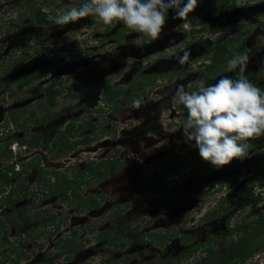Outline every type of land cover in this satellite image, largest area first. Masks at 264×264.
Wrapping results in <instances>:
<instances>
[{"label": "rangeland", "instance_id": "obj_1", "mask_svg": "<svg viewBox=\"0 0 264 264\" xmlns=\"http://www.w3.org/2000/svg\"><path fill=\"white\" fill-rule=\"evenodd\" d=\"M78 2L0 0V13L7 5L14 9L11 14L15 17L0 28V159L6 164L23 161L28 174L22 176L23 181L11 179L13 185L9 188L13 187L12 192H21L17 190L20 181L24 187L29 185L35 192L30 195L33 203L28 206V211L31 213L32 208L41 212L46 210L44 216L33 219L28 227L22 228L13 227L11 223L19 213H23V208L12 213L0 206V261H4L3 264H196L206 259V249L210 246L217 249V254L222 253L230 241L242 235L241 232L228 234L225 224L228 213L231 214V227L242 221L250 210L251 221L264 215V181L249 180L257 177H248L245 173L247 164L244 163L239 170L240 179L247 188L253 183V190H261L263 199L254 209L241 207V192L237 202H224L222 197L233 188L223 182L219 173H206L203 178L197 176L189 181L182 179L184 168L198 158V153L197 157L191 156L194 149L183 143L180 131L173 136V133H165L163 129H171L174 127L172 122L181 118L182 113L176 117L170 115L171 108L178 107L172 96L178 81L184 77L193 79L187 83L192 89L204 82L199 73L204 68L201 62H208L206 59L209 60L211 48L205 47L203 41L213 45L217 32L210 30L211 27L216 25L227 29L230 24L228 16L236 14L249 20L243 26L250 29L249 35L244 38L246 40H243L244 47L251 53L245 74L256 84L264 82V62L253 60L257 59L258 50L247 42L251 39L254 40L251 45H256L264 40V27L259 28L256 21L260 13L256 15L253 12L254 7L248 0H240L239 8L230 12L223 11L217 1L212 0L208 3L206 16H212L210 20L213 22H201L204 32L192 33L197 25L192 29L188 16L183 20L169 19L166 25L179 23L178 30H189L186 40L190 39L193 43L186 49L194 52L189 70L170 58V51L179 53L178 49L183 48L186 40L179 43L178 39L169 35L168 29L157 41L145 44L142 37L129 33L121 24L106 27L95 24L88 17L62 29L53 22L40 24L33 21L39 7H45L51 19L57 8ZM102 27L103 31L100 30ZM190 27L192 30L188 29ZM119 32L126 36L124 47L120 50L117 42ZM253 32L255 37H252ZM25 35L29 36V41H25ZM199 39L201 43H198ZM123 60L132 63L125 64ZM44 66L49 69L48 72L18 89L22 75ZM179 70L183 72L180 74ZM252 73L257 75L254 77ZM217 77L215 75L210 83H214ZM54 80L65 89L58 97L57 106L50 107L43 91L44 85ZM101 80H110L114 87L125 89L119 101L122 105L120 110H116V103L109 104L106 99H100L103 96L99 84ZM163 81L166 83L158 84ZM141 82L146 84L143 90H139ZM134 99L141 101L139 109L131 108ZM169 104L171 106L167 107ZM159 106L165 107L162 113H157ZM38 120H45L44 125ZM71 120L84 122L83 132L94 133V147L76 148L61 156L66 158L59 160L61 164H58L55 163L58 159H51L55 158L53 153L44 147L45 138L47 135L55 137L58 130ZM121 125L125 126L123 130H120ZM6 126L10 132L4 130ZM149 130L155 131L159 138L146 136ZM23 137L30 147L20 143ZM263 140L254 142L261 144ZM143 147L152 151L142 152ZM129 152L134 155L129 157ZM112 158L117 161L114 167L105 164L103 169L107 170L103 175L95 179L91 177L84 188L69 200L47 193L48 188L43 183L48 184L45 178L58 176L55 171L67 167L71 172L77 171L78 162L86 167L94 161L96 168L102 161H111ZM260 160L252 163L260 162L258 167L262 168L264 159ZM15 166L19 169L18 165ZM167 168H173L177 173L176 183L164 188L162 184L156 186L150 173L156 169L164 172ZM168 188L173 190L171 194H168ZM237 188L240 190L242 187ZM182 195L200 202L192 204L196 207L189 213L190 219H186L187 216L183 218L186 204L178 198ZM92 196L99 197V206L91 210L86 199ZM22 198V203L19 200L16 202L24 206L27 202ZM151 198H157L159 205L155 211L148 212L145 208L153 209L155 205H142V202H149ZM172 202L179 205L175 206ZM213 209L218 212L211 213L204 220L206 211ZM54 216H57L55 222ZM39 222H42L41 225ZM57 222L58 227L55 225ZM206 224L209 225L207 228ZM155 233L168 234H165L167 238L163 244V239L151 235ZM71 235H74L73 239H70ZM108 237L119 243L124 241L125 245L110 244ZM197 242H201L202 247L190 252L189 248ZM16 257L20 258L18 262L14 261ZM234 264H264V247L246 261Z\"/></svg>", "mask_w": 264, "mask_h": 264}, {"label": "clouds", "instance_id": "obj_2", "mask_svg": "<svg viewBox=\"0 0 264 264\" xmlns=\"http://www.w3.org/2000/svg\"><path fill=\"white\" fill-rule=\"evenodd\" d=\"M239 3L240 0H237L238 5ZM197 5L198 0H79L78 3L57 8L51 19L61 29L85 17L106 27L121 24L129 33L137 34L144 39L145 44H150L162 37L169 19L183 20ZM42 10L48 16L51 15L45 7ZM11 12V7L6 5L0 13V28L15 18ZM7 15L12 16L8 21L5 19ZM256 21L264 27V19L260 14ZM100 30L103 31L104 28ZM190 55V49L169 53L170 58L180 66L189 61ZM248 61L247 54L237 52L225 61L221 74H218L214 83L201 82L195 89L190 85L187 88L177 85L172 92L174 104L182 106L184 111L181 118L172 122L174 127H165L163 131H180L183 143L195 148L200 159L214 169L229 165L234 159L243 160L249 155L250 143L264 138V89L258 87L245 74ZM161 83L166 81L158 82ZM101 97L100 99H105L104 95ZM141 106L139 99L132 100V109H139ZM124 128L121 125L120 130ZM145 135L156 140L159 138L152 130ZM141 151L152 150L143 147ZM133 155L128 153L129 157ZM62 158L66 157L57 159ZM21 163L22 161L15 162L19 166L17 170H21ZM68 171L72 170L67 167L55 173L60 177V174ZM58 176L47 178V193L50 194L49 183L56 182Z\"/></svg>", "mask_w": 264, "mask_h": 264}, {"label": "trees", "instance_id": "obj_3", "mask_svg": "<svg viewBox=\"0 0 264 264\" xmlns=\"http://www.w3.org/2000/svg\"><path fill=\"white\" fill-rule=\"evenodd\" d=\"M217 1V0H214ZM229 0H224L221 2V5H224ZM14 9L11 7V11ZM206 8H199L190 15V20L193 24H196L198 20L201 18ZM33 21H37L40 24H48L51 23L52 20L49 18L48 14L42 10V7L37 9L35 17ZM44 26V25H43ZM119 38V36H118ZM24 39H29L28 35L24 36ZM210 48L215 50V54L213 56V62L207 65V79H212L213 76L224 67L225 61L230 58L232 55L228 52V44H218L214 47L210 46ZM49 69L47 67H36L34 71L30 74L22 75L20 78V83L18 84V89H21L25 85L33 82L41 78L44 73L48 72ZM202 75L204 71H201ZM57 80L51 81L50 83L45 85V89L43 91V95L46 97L47 102L50 107H55L58 104V97L63 94L65 89L64 86H59ZM100 88L103 91V95L109 104L116 103V110H120L122 105L119 103L121 95L125 92V89L122 87H114L110 80L99 81ZM139 86V90H143L146 84L145 82H141ZM138 91V90H137ZM13 93V91H12ZM137 93V92H136ZM141 94L139 95V97ZM98 101V99H96ZM182 108V106H181ZM34 114V112H33ZM39 124L44 125L45 120H38ZM22 125V124H21ZM85 123L84 122H74L70 121L63 129H59L58 133L55 137L46 136L44 147H47V150L52 152L55 158H59L61 156H65L69 154L71 151L76 150L81 145H88L92 139H95V135L92 137L91 133L83 132ZM94 134V133H93ZM22 143L24 141L22 140ZM253 145H249V150H254ZM11 152V151H10ZM12 153V152H11ZM13 154V153H12ZM117 161L113 158L111 161L104 160L98 164L95 168L94 161L91 162L88 166L84 167V165L78 162L79 169L77 171L73 170V172L63 173L58 176L57 181L53 183H49L51 186L50 192L53 194H60L63 200H69L72 196H75L79 193V191L84 188V185L87 183V180L98 178L103 175V172L107 169H103L105 164L114 167ZM117 164V163H116ZM16 164H6L2 159H0V194L5 192L4 182L8 179L13 178L16 174L22 173L20 170L16 169ZM21 165H23L21 163ZM84 167V168H83ZM204 164L202 162H197L196 164L188 165L184 168L182 174L189 173L190 175L197 174V170L203 168ZM254 166H251L246 169V172L251 171ZM24 171V166L22 167ZM260 171V170H258ZM25 172V171H24ZM175 171L173 168H167L164 172L159 170H154L150 173L151 178L155 185L162 184L163 188L168 187L175 180ZM241 175V174H240ZM240 175H236L234 180H231L230 183L233 186H237L240 183H243V180H240ZM147 185L146 183L144 184ZM254 187V184L245 188V197H244V206L249 203L254 202L255 204L259 203L262 200L261 195H254L251 193V189ZM155 188V187H154ZM162 188V189H163ZM102 196V195H101ZM12 196H7L5 203L7 205L12 204ZM88 207H97L99 205V197L92 196L86 199ZM3 205V204H2ZM229 219L227 223L229 224ZM241 232L242 235L236 240L230 241L225 250L217 254V249L213 247H208L206 252L208 256L204 261L197 262L196 264H234L238 261H246L251 256H253L257 251H260L264 247V215H260L258 219L255 221L247 222L244 224H237V226L230 230L231 234ZM114 233V232H113ZM112 233V234H113ZM166 234V233H165ZM155 233L151 234L157 238H161L162 244L166 240L168 234ZM118 236V235H117ZM74 235L70 236V239H73ZM116 239L113 237H108V242L110 244H120L125 245V242H116ZM210 241V240H209ZM202 247L201 242L195 243L193 246L189 248L190 252H196L199 248ZM20 258H14V261L18 262ZM4 261H0V264H3ZM189 264V263H186Z\"/></svg>", "mask_w": 264, "mask_h": 264}, {"label": "flooded vegetation", "instance_id": "obj_4", "mask_svg": "<svg viewBox=\"0 0 264 264\" xmlns=\"http://www.w3.org/2000/svg\"><path fill=\"white\" fill-rule=\"evenodd\" d=\"M201 1H204V0H198V3H201ZM212 0H210V2L209 1H206L205 0V2L204 3H201V4H198L197 5V7H196V9L195 10H197V9H199V8H206V10H205V12L203 13V15L201 16V18L198 20V22H199V24H193L192 23V21L190 20V15H192L193 14V12L195 11H193V12H191L189 15H188V17H189V23L192 25L191 27H192V29H193V27H195L196 25H197V28H194L193 30L191 29V27L190 28H188V29H191L192 30V33H195V32H204L205 31V27L203 26V24L201 23V22H204V21H206V20H209V21H211V22H213L212 20H210V18L212 17V16H206V13H207V11H208V6H209V4L208 3H212L211 2ZM214 1V0H213ZM222 1H224V0H217V4H218V6H219V8L220 9H222L223 11H225V12H230V11H232V10H236V9H238L239 8V6H240V3H239V5L237 4V0H229L227 3H225L224 5H221V2ZM243 1V0H242ZM245 3V2H244ZM248 3L249 4H251V6H253L254 7V9H253V12H256V15L258 14V13H260V16H261V18L262 19H264V0H248ZM228 19H229V22H230V24H228L227 25V29L224 27V26H216L215 25V27H211V29L210 30H212L213 32H217V35H216V38H215V42H214V44L213 45H211V44H209V45H207L206 44V41L204 40L203 41V43H204V45H205V47H207V48H209V46H212V47H214V46H216V45H218V44H228V54L230 53L231 55H233L235 52H234V50H238L239 51V53H245V54H247L248 56L251 54L250 53V50L248 49V48H245L244 47V43H243V40H246V39H244L245 37H247L248 35H249V33H250V29H245V28H243V26L245 25V23H246V21H249V20H246V19H242L241 17H239L238 15H231V16H228ZM217 21H218V19H217ZM235 21H239V22H237L236 24H234V22ZM178 24L179 23H175V25H172L171 26V24L169 23L168 25H166V27H165V29L167 30L168 29V31L170 32L169 33V35H171V37H173L175 40H177L178 39V42L179 43H181V42H184L185 40H186V35H188V33H189V30H187V31H181V30H178L179 29V26H178ZM176 27V28H175ZM261 26H259V28H260ZM174 29V30H170V29ZM243 28V29H242ZM258 28V27H257ZM190 30V31H191ZM231 30H233V31H231ZM257 32H258V29L256 30ZM263 31H264V29H263ZM229 34V35H228ZM124 34H123V32H119V40H117V42H118V47H119V50H120V48H122V47H124V44H123V40H124ZM180 36H182V37H180ZM228 36V37H227ZM126 37V36H125ZM252 37H255L254 36V32H253V36ZM103 38V37H102ZM180 38V39H179ZM30 40V38L29 39H27V40H25V41H29ZM190 39H187L186 41H185V45L183 46V48H179L178 49V52H182L183 50H185L186 48H189L188 46H190V45H192V43H193V41H190ZM254 41V40H253ZM253 41H251V39L248 41L247 40V42L249 43L248 45H250V47H252V48H254V50H258V56L256 57L257 59H253V60H256V61H258V60H261L262 62H264V40H261L260 41V43L259 44H256V45H251V43L250 42H253ZM201 43L202 42V40L201 39H199L198 40V43ZM168 46H171V45H168ZM249 47V48H250ZM210 52H211V54L209 55V60L208 59H206L208 62H206V63H204V62H201L202 63V65L204 66V68L202 69V70H200V74H201V76L204 78V82L205 83H210L213 79H214V77H215V75H218V74H221V70L222 69H220L214 76H213V78L212 79H207V74L208 73H206V69H207V65L208 64H211L212 62H213V56H214V54H215V50L213 49H210ZM194 52H192L191 51V55H190V58H189V61L184 65V66H186L187 67V69H189L190 70V68H191V65H190V63H191V60H192V57L194 56V54H193ZM256 56V55H255ZM123 62H124V60H123ZM125 64H131L132 62H130V60H127V61H125L124 62ZM44 67H46V66H44ZM36 68H34L33 70H35ZM201 71H204V74L202 75V73H201ZM250 71H252V70H250ZM179 72H180V74L183 72V71H180L179 70ZM262 72L264 73V68H262ZM188 73H189V75H190V71H188ZM232 75H235V74H232ZM252 75L255 77L257 74H253L252 73ZM193 79H190V78H188V77H184L183 79H181V80H179L178 81V83L176 84V86L177 85H184L186 88L188 87L187 86V83H189V82H191ZM252 81H254V79L252 80ZM255 81H256V79H255ZM46 82H44L43 83V85L45 84ZM253 83H255L256 84V82H253ZM258 87H260L261 89H264V82L263 83H260V84H256ZM45 86V85H44ZM175 89V88H174ZM169 106H171V104H169L167 107H169ZM160 107V109L159 110H157V113H162L163 111V109L165 108H162L161 106H159ZM162 108V109H161ZM173 111L171 112V116L172 117H176V115H180V113H183V108H181V106H179L178 105V107L177 106H174L173 108H171ZM162 111V112H161ZM156 113V112H155ZM156 113V114H157ZM161 115V114H160ZM8 126L10 127V125L8 124ZM4 128V130H6L7 132L9 131L10 132V129L6 126V128L5 127H3ZM174 135L173 136H175V132L173 133ZM91 135H92V137L94 136V134H93V132H91ZM25 137V136H24ZM24 137L23 138H20L21 139V143H22V140L24 139ZM171 137H172V135H171ZM94 140L95 139H92L90 142H89V144L88 145H81L80 147H86V148H89V147H94L93 146V144H94ZM24 141V143H22L23 145H27L26 147H30V145L27 143V142H25V140H23ZM173 143H178V142H175L174 140H171ZM255 140H253L251 143H250V145H253V146H255L254 147V150H249V155L246 157V158H244L243 160H240V159H234L229 165H225V166H223L222 168H220V169H214V168H212L209 164H207L206 162H204V161H202L201 159H200V157L198 156V158L197 159H195V161H193V163H191L190 165H192V164H196L197 162H202L203 164H204V167L203 168H200V169H198L197 170V174H195V175H190L189 173H187V174H181V177H183L182 179L183 180H185L186 178H187V181H189L190 179L191 180H193L194 178H196L197 176L199 177H202L203 178V176L206 174V173H213V172H216V173H219V175L221 176H219L221 179H223V182L224 183H228V185L230 186V187H232L233 188V190H231V191H229L227 194H224V196L222 197V199L224 200V202H230V203H235V202H237V197H238V195H239V193L241 192V197L239 198L240 200V202H241V207L243 208V207H248V206H250V208L251 209H254V207L255 206H257L258 205V203L257 204H255L254 202H252V203H249L248 205H246V206H244V197H245V185H244V182L243 183H241V184H239V185H237V186H240V187H242L240 190L237 188V186H233L231 183H230V181L231 180H234V178H235V176L236 175H240V171L239 170H241L240 169V167H242L243 166V164L244 163H246L247 165H246V168L245 169H247V168H249V167H251V166H254L252 169H251V171H249V172H245L247 175H248V177H251V176H255V177H257V178H254V177H251L249 180H251L252 181V179H256L255 181H264V166L262 167V168H259L258 166L259 165H261L260 164V162H258V163H256V164H254V163H252V162H255V161H258V159H262V160H260V161H263V159H264V140H263V142L261 143V144H255V142H254ZM46 149H47V147H45ZM194 150L192 151V153H194V154H192L191 156L192 157H197V151H196V149L195 148H193ZM48 151V150H47ZM49 152V151H48ZM55 155V154H54ZM55 157V156H54ZM24 158H26V157H24ZM51 159H55V160H57V158H52L51 157ZM23 162V161H22ZM55 163H58V164H61V161H57V162H55ZM252 163V164H251ZM33 164V163H32ZM31 164V165H32ZM234 165H236V167H237V169L235 168L234 169ZM24 166V171L22 170V167ZM258 170H260V171H258ZM22 173H20V174H16L15 176H13V178H18V179H21L22 181H23V178H22V176L23 175H27L28 174V170H27V167H26V165L25 164H23L22 166H21V170H20ZM13 178H11V179H13ZM11 179H8L6 182H4V186H3V188H7V189H5V192L3 193V194H0V206H2V208H5V209H7L8 208V210L9 211H11L12 213H13V211L15 212V213H17L15 210H19L20 209V207H22L23 208V213H19L18 214V218L17 217H15V218H17V219H13L12 220V223H11V225L13 226V227H19V226H22V228L23 227H28V225H30V223H32V220L33 219H37V218H39L40 216H44L45 215V213L44 212H46V210H43L42 212L40 211V210H37L36 208H32V212L30 213L29 211H28V206H30V204L31 203H33V200L31 201V198H30V195L33 193V192H35L34 190H31L30 189V186L28 185V186H23V184H22V181H20V184H19V189H17V190H19V191H21V192H12V188H9V187H11L13 184H11ZM46 180H47V178H45ZM14 180V179H13ZM181 179H178L177 181H180ZM198 180H199V178H198ZM187 181L185 182V185H187L188 183H187ZM144 182V181H143ZM145 183V182H144ZM176 183V181H174L171 185H174ZM43 184H45L44 186H46L47 187V184L46 183H43ZM42 184V185H43ZM201 184V183H200ZM247 184V183H246ZM25 185V184H24ZM244 185V186H243ZM49 186V185H48ZM145 186V185H144ZM186 187V186H185ZM170 188H168L167 190L169 191L168 192V194H171L172 193V191L173 190H169ZM14 191V190H13ZM186 191V190H185ZM218 191V190H217ZM47 192H48V189H47ZM16 193V194H15ZM251 193H254V195H256V196H258V195H261L262 196V199H263V192L260 190H258V191H254L253 190V188L251 189ZM44 194V193H43ZM50 194H53V193H51L50 192ZM56 195V194H55ZM58 195V194H57ZM7 196H12V199H11V201H12V204L11 205H7L6 203H5V200H6V198H7ZM58 196H60L59 198H61L62 200H63V198H62V196L59 194ZM20 197H23L22 199L25 201V202H27L24 206H22L21 204H19L18 202H20V203H22L21 202V200H20ZM57 197V196H56ZM73 197V196H72ZM179 198V200H182L183 202H184V204H186V208L183 210V218L184 217H186L187 216V218L186 219H190L189 218V213L191 212V211H194L195 210V207H196V204L193 206L192 204L193 203H200L199 202V200L198 201H195V200H192L191 198H189V197H187V196H184V195H182L181 197H178ZM17 200H19L18 202H16ZM191 200V201H190ZM264 200V199H263ZM13 202H15V203H13ZM158 199L157 198H151V200L149 201V202H147V200H145L144 202H142V205L143 204H145L146 205V203H147V205L148 204H154L155 205V207L153 208V209H148V208H145V210L146 211H148V212H150V210L151 211H155L158 207H157V204H158ZM261 202V201H260ZM259 202V203H260ZM175 206H178L179 204L177 203V202H172ZM3 204V205H2ZM159 205V204H158ZM99 206V205H98ZM97 206V207H98ZM141 207V206H140ZM95 207H92V208H90L91 210L92 209H94ZM215 209V208H214ZM208 210V211H206V213L204 214V216H203V219L205 220L206 218H208L209 216H211V213H213V212H218V210ZM143 211V210H142ZM251 212H252V210H250L249 211V213H248V215L245 217V218H243V220L242 221H239L237 224H246L247 222H250L251 220H249V216L251 215ZM41 213H43L42 215H41ZM261 213H263V212H260V214ZM17 215V214H16ZM260 216V215H259ZM259 216L256 218V219H258L259 218ZM57 218V216H54V222H55V219ZM229 219V224H230V220H231V214L230 213H228L227 214V217H226V220H225V224H226V226H228V234H230V235H234V234H231L230 233V230L231 229H233V228H235L236 226H237V224L234 226V227H231L228 223H227V220ZM255 219V220H256ZM16 220V221H15ZM255 220H252V221H255ZM54 222H53V224H54ZM41 223L42 222H39V224L41 225ZM56 225V227H58L59 225H58V222L55 224ZM206 226V228L209 226L208 224H206L205 225ZM238 233V232H237ZM39 237H41L40 236V234H39ZM218 237V236H217ZM208 240H211L210 238L208 239ZM17 248V247H16Z\"/></svg>", "mask_w": 264, "mask_h": 264}, {"label": "built area", "instance_id": "obj_5", "mask_svg": "<svg viewBox=\"0 0 264 264\" xmlns=\"http://www.w3.org/2000/svg\"><path fill=\"white\" fill-rule=\"evenodd\" d=\"M12 18V16L11 15H7V16H5V19H7V21L9 20V19H11ZM8 23V22H7Z\"/></svg>", "mask_w": 264, "mask_h": 264}]
</instances>
